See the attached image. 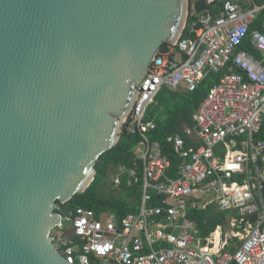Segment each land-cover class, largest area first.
I'll return each mask as SVG.
<instances>
[{
  "label": "built area",
  "instance_id": "obj_1",
  "mask_svg": "<svg viewBox=\"0 0 264 264\" xmlns=\"http://www.w3.org/2000/svg\"><path fill=\"white\" fill-rule=\"evenodd\" d=\"M249 1L245 8L239 0H206L221 2L220 14L206 9L189 36L159 49L121 129L140 138L133 165L111 172L117 192L124 182L142 185L139 212L119 219L111 211H70L52 232L68 264H264V30L246 43L264 5ZM220 72L192 125L168 138L180 160L172 176L170 159L151 138L157 124L148 110L163 88L193 92ZM209 205L230 212L228 239L240 242L232 246L222 226L201 236L189 213Z\"/></svg>",
  "mask_w": 264,
  "mask_h": 264
},
{
  "label": "water",
  "instance_id": "obj_2",
  "mask_svg": "<svg viewBox=\"0 0 264 264\" xmlns=\"http://www.w3.org/2000/svg\"><path fill=\"white\" fill-rule=\"evenodd\" d=\"M189 0H0V264H68L60 204L92 184Z\"/></svg>",
  "mask_w": 264,
  "mask_h": 264
},
{
  "label": "trees",
  "instance_id": "obj_3",
  "mask_svg": "<svg viewBox=\"0 0 264 264\" xmlns=\"http://www.w3.org/2000/svg\"><path fill=\"white\" fill-rule=\"evenodd\" d=\"M239 1L241 2V0ZM254 3L263 6L264 0H254ZM189 6L190 12L183 37L190 35L188 27L196 19L197 13H203L208 9L216 16L220 14L223 8L221 2L208 5L204 0H198L197 2L189 0ZM193 11H195V14ZM256 30H264V8L259 12L253 25L250 27L246 43H249L251 34ZM164 46L166 44H163L162 48ZM250 52L258 58L260 57L253 48L250 49ZM223 75L224 72L211 73L193 92L187 89L171 91L163 88L157 95L156 102L148 110L147 118L153 119L157 124V128L151 133V138L161 143L164 154L170 159L172 165L169 172L170 175L177 176L180 160L175 155L168 138L181 132L185 125H192L193 114L206 98L210 88L214 84H217ZM139 141L140 138L138 136L122 133L115 147L104 153L98 160L95 179L88 189L84 193L76 195L72 201L60 204V212L63 217H67L69 212L77 207L92 209L96 213L111 211L119 219L130 213H138L142 199V185L127 187L124 182L121 190L117 192L116 190H112V186L105 180L111 175L112 171L118 169L120 166L131 167L133 165L134 147ZM153 201L155 205L158 204L157 198H154ZM189 216L197 222L201 236L205 237L217 226H222L226 229L230 212L220 211L215 205H209L205 209L191 211ZM237 241V239H233L230 241V244L233 246Z\"/></svg>",
  "mask_w": 264,
  "mask_h": 264
},
{
  "label": "rangeland",
  "instance_id": "obj_4",
  "mask_svg": "<svg viewBox=\"0 0 264 264\" xmlns=\"http://www.w3.org/2000/svg\"><path fill=\"white\" fill-rule=\"evenodd\" d=\"M177 59L179 58L178 56L176 57ZM112 176L111 175H109L108 176V178L105 180V181H107L110 185H111V182H112ZM112 186V185H111ZM111 189L112 190H114V188H113V186L111 187ZM65 224V226L66 227H68V223H64ZM231 236H232V228H231V226L230 225H228L227 226V228H226V230H225V238L228 240V241H231L232 239H228V238H231ZM239 240V242H240V238H238ZM235 245H237V243L235 244Z\"/></svg>",
  "mask_w": 264,
  "mask_h": 264
},
{
  "label": "crops",
  "instance_id": "obj_5",
  "mask_svg": "<svg viewBox=\"0 0 264 264\" xmlns=\"http://www.w3.org/2000/svg\"><path fill=\"white\" fill-rule=\"evenodd\" d=\"M193 1H194V2H197L198 0H193ZM204 1H206V0H204ZM241 3L244 5V7L246 6L245 8L249 7L250 4H251L249 0H241ZM193 9H194V7H193ZM193 9H192V10H193ZM193 12H194V14H195V11H193ZM200 14H201V13H200ZM200 14L197 13V14H196V17L199 16ZM230 216H231V215H230ZM229 218H230V217H229ZM229 218H228V219H229Z\"/></svg>",
  "mask_w": 264,
  "mask_h": 264
}]
</instances>
